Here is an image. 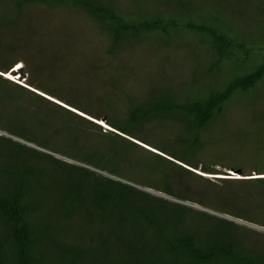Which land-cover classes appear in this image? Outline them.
Instances as JSON below:
<instances>
[{
    "label": "rangeland",
    "instance_id": "rangeland-1",
    "mask_svg": "<svg viewBox=\"0 0 264 264\" xmlns=\"http://www.w3.org/2000/svg\"><path fill=\"white\" fill-rule=\"evenodd\" d=\"M112 1L128 19L167 16L182 9L180 4H170L175 0ZM192 1L206 15L219 12L233 34L249 40L255 49L247 62L227 61L215 75L208 76L203 65L209 64L210 52L205 53L206 47L186 33L177 34L178 42L171 48L164 46L160 34H153L126 41L111 54L109 36L78 9L34 5L19 22L3 24L1 20L0 67L7 69L17 61L19 65L14 64L6 73L0 70V136L224 218L238 226L246 245L264 248V189L247 182L264 178V81L249 93L233 97L223 115L201 132L199 146L187 118L175 114L135 130L136 138L114 130L112 134L133 142L134 147L126 141L109 144L112 139L106 133L112 131L100 125L109 126L111 121L123 125L132 101L169 95L176 101L201 97L264 61V0ZM18 68L23 70L12 73ZM39 96L45 99L39 100ZM68 110L101 129L73 125L67 118ZM16 125H24L36 143L12 135ZM60 129L69 130L58 132ZM164 149L165 153L161 152ZM171 152L186 156L197 169L171 157ZM157 155L192 174L180 169L169 180L163 178L164 168L156 161ZM207 168L214 171L206 173ZM221 179L231 182L225 185ZM165 183L174 196L164 192Z\"/></svg>",
    "mask_w": 264,
    "mask_h": 264
},
{
    "label": "trees",
    "instance_id": "trees-1",
    "mask_svg": "<svg viewBox=\"0 0 264 264\" xmlns=\"http://www.w3.org/2000/svg\"><path fill=\"white\" fill-rule=\"evenodd\" d=\"M176 3L182 9L167 16L128 19L118 12L112 0H0V23L19 22L34 5L65 7L81 10L95 20L110 38L111 54L119 51L126 41L153 34H160L164 46L171 48L178 42L176 35L186 33L206 47L205 53L210 52L209 64L203 65L208 76L215 75L227 61L243 64L250 59L255 48L248 39L233 34L219 12L206 15L192 0H175L170 4ZM14 64L0 70L6 73ZM262 81L264 61L201 97L176 101L172 95L157 98L152 94V99L132 101L134 104L130 105L123 125L115 121L107 123L136 138L139 136L135 130L175 114L187 118L199 146L201 132L223 115L233 97L249 93ZM67 114L73 125L90 124L101 129L85 117L69 110ZM26 129L24 125H16L12 135L36 143ZM112 133H106L112 139L109 144L128 142ZM171 154L197 169L186 156ZM155 158L164 168L161 173L167 180L180 169L192 174L191 170L160 155ZM212 171L206 169V173ZM220 181L225 185L231 182ZM247 182L264 189V178ZM164 187V192L174 196L168 183ZM0 264H264V248H250L243 242L238 226L224 218L155 196L120 179L0 136Z\"/></svg>",
    "mask_w": 264,
    "mask_h": 264
},
{
    "label": "bare ground",
    "instance_id": "bare-ground-1",
    "mask_svg": "<svg viewBox=\"0 0 264 264\" xmlns=\"http://www.w3.org/2000/svg\"><path fill=\"white\" fill-rule=\"evenodd\" d=\"M19 65V64H18ZM14 73H15V71H14ZM36 91V90H35ZM36 92H38V91H36ZM38 93H40L41 95H44V94H42L40 91L38 92ZM45 96V95H44ZM49 96V95H48ZM45 97H47V96H45ZM47 98H50V99H52L51 97H47ZM54 100V99H53ZM54 101H56V102H58L57 100H54ZM59 103H61V102H59ZM82 114V113H81ZM84 115V114H83ZM86 115V114H85ZM87 116H89V115H87ZM90 119H92V118H90ZM101 124H103V125H105L106 123H101ZM107 125V124H106ZM105 125V126H106ZM107 128H110V129H112L113 131L115 130L114 128H112V127H109V126H106Z\"/></svg>",
    "mask_w": 264,
    "mask_h": 264
},
{
    "label": "clouds",
    "instance_id": "clouds-1",
    "mask_svg": "<svg viewBox=\"0 0 264 264\" xmlns=\"http://www.w3.org/2000/svg\"><path fill=\"white\" fill-rule=\"evenodd\" d=\"M21 67H23V66H21ZM19 69H20V68H18V69H14L15 73H18V72H19ZM22 70H23V68L20 69V71H22ZM14 71H12V72H14ZM100 125H103V124L100 123ZM104 127H106V126L104 125ZM106 128H107V127H106ZM108 129H109L110 131L114 132L112 129H110V128H108Z\"/></svg>",
    "mask_w": 264,
    "mask_h": 264
},
{
    "label": "water",
    "instance_id": "water-1",
    "mask_svg": "<svg viewBox=\"0 0 264 264\" xmlns=\"http://www.w3.org/2000/svg\"><path fill=\"white\" fill-rule=\"evenodd\" d=\"M12 73H14V72H12Z\"/></svg>",
    "mask_w": 264,
    "mask_h": 264
}]
</instances>
